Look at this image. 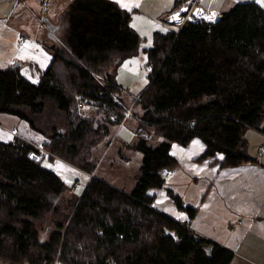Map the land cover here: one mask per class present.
<instances>
[{
  "label": "trees",
  "instance_id": "trees-1",
  "mask_svg": "<svg viewBox=\"0 0 264 264\" xmlns=\"http://www.w3.org/2000/svg\"><path fill=\"white\" fill-rule=\"evenodd\" d=\"M185 1L174 0L172 9ZM67 7L64 46L46 48L51 59L37 83L0 67V115L25 121L57 157L48 160L87 176L77 192L42 161L30 160L29 144L0 141V262L230 264L231 251L156 210L148 190L163 186L162 170L177 167L172 143L198 138L205 146L199 159L222 154V168L259 163L245 135L264 120V9L239 2L214 24L153 33L142 50L151 74L132 105L143 112L132 113L142 133L128 146L141 164L133 189L124 192L96 177L91 156L128 109L116 74L138 55L142 37L131 26L133 12L112 0H71ZM85 106L94 108L92 116ZM151 139L155 146L147 144Z\"/></svg>",
  "mask_w": 264,
  "mask_h": 264
},
{
  "label": "crops",
  "instance_id": "crops-1",
  "mask_svg": "<svg viewBox=\"0 0 264 264\" xmlns=\"http://www.w3.org/2000/svg\"><path fill=\"white\" fill-rule=\"evenodd\" d=\"M44 1L46 2V0ZM112 1L116 2V0ZM16 2L17 0H0V47L5 49L14 44L21 46V48L28 45L26 43L28 39L27 41L22 40L28 35L20 33L15 26L14 28H10V25H6L4 28L1 27L4 20L7 19L9 23V19L12 17L17 18L23 11L22 7L18 9ZM128 2L130 5L138 6L123 8L120 4H117L122 9L133 12L131 26L133 27L135 24L139 27V29L133 28L141 37L151 39L154 32L169 30L168 26L170 24L163 20L164 16L162 17L164 25H161L154 19L148 9L143 8L146 3L152 5L154 0H128ZM168 9L170 10L172 7ZM168 9L166 12L169 11ZM43 29L47 28L41 25L38 26V34L47 35L50 38L54 37L56 29L53 32L49 30L45 32ZM16 33L20 34L19 40L15 38ZM27 38L31 37L28 36ZM37 38L34 37L29 42L45 49L47 68L51 55L46 48L51 46L45 43L41 44ZM63 46V39L59 40L57 45H54L57 48ZM11 50L16 51L13 46L5 51L11 52ZM43 51L39 50L38 52L43 53ZM3 68L12 72L19 71L23 77H25L23 72L28 68L30 71L32 68L37 72L42 71L36 63L30 62L28 57H22L18 63H12ZM83 111L88 116H92L94 108L85 106ZM142 113L141 110L138 116ZM17 127L19 131L17 129L12 131L18 135L37 143L47 142L43 135L32 130L25 121L19 120ZM129 127L131 126H128L122 132V140L127 148L134 143V135ZM7 133L0 128V141L14 140L15 136L12 135L13 137H11ZM262 135L264 134L262 133ZM149 141L156 142V139ZM259 147H264V143H259L255 148L254 156L259 160V163L248 161L237 167L222 168L220 166L223 159L222 154L199 159L205 148L200 139H192L187 146L172 143L170 154L176 159L177 167L172 170L171 176L165 180L161 188H150L148 190V195L153 197L154 208L169 218L185 224L198 236L231 251L233 258L230 264H264V154L261 156L257 154ZM123 164L125 167L129 164L127 157H124ZM69 167L77 171L80 177L67 179L64 177V180L70 184H75L77 188L82 187L87 174L71 166ZM46 168L48 169V167ZM54 172L60 176V172L66 173L61 166ZM67 175L69 176V174ZM104 176H107L106 171L98 173L96 169V177L113 185ZM133 187L134 185H131L129 191L121 190L130 192ZM173 197L180 199L184 208L194 209L196 211L195 215L190 217L186 210H179ZM238 221H241V224H238Z\"/></svg>",
  "mask_w": 264,
  "mask_h": 264
},
{
  "label": "rangeland",
  "instance_id": "rangeland-1",
  "mask_svg": "<svg viewBox=\"0 0 264 264\" xmlns=\"http://www.w3.org/2000/svg\"><path fill=\"white\" fill-rule=\"evenodd\" d=\"M70 1L71 0H46V5H43V0H17L16 4H18V9L19 7H22L23 11L17 18L12 17L11 19H9V23L7 19L4 21H6V25H10V28H14L15 26L20 33L28 35L31 38H27V36L26 38L22 39L25 41H27L28 39V41L26 42L28 45L26 47L21 48V46H17V44H9L11 46L7 45L9 47L13 46L16 51L11 50V52H6L5 50L9 49V47L6 49L0 47V67H6L11 65L12 63H18L22 59V57H28L29 61L32 63H36L39 69H46L47 59L45 55V49H42V47L36 46L35 44L29 41H31L34 37H38L37 40H39L41 44L45 43L48 46L57 45L58 41L62 40L65 35V16L68 8L67 6ZM239 2H256L264 9V4L259 3L258 0H205L204 6L210 4L211 7L216 8L217 10H227L235 3ZM173 3L174 0H154L152 5L146 3L143 8L148 9L154 19L158 21L161 25H164L162 22V17L171 10H169L168 8L172 7ZM167 9L169 11L166 12ZM43 18L47 19L49 23L56 27L53 38H50L47 35L38 34V26L41 25L44 26V28H47L45 23L42 22ZM135 28L139 29L137 25H135ZM168 28L176 29V27L173 25L168 26ZM43 30L46 32V30L48 29ZM15 38L19 40L20 34L16 33ZM150 45L151 39H145L142 37L138 55L128 60H125L119 66L116 74V79L121 86L119 96L122 97L126 105H128V108H132V113L135 112L136 114L141 112V108H134L132 105L138 95L145 89L148 84L146 57L142 50L143 48L149 47ZM38 49L41 51L44 50L43 53L38 52ZM23 75L28 80L34 83H37L39 78V72H37L33 68L31 71L28 68L26 71L23 72ZM130 103L131 105L129 106ZM86 116H88L87 113ZM18 123L19 119L14 116H0V125L8 130H18ZM128 126H131L129 128L131 129V132L134 135L133 142L135 143L137 139L140 138V132L138 131L137 119L133 116L121 128H118V126L114 127L111 138H105L99 144H97L92 149L91 156L92 162L97 165L98 173L106 171L107 176H104V178L118 189H124L126 191H129L130 186L135 184L134 175L137 172L138 166L141 164V154L138 151L124 146L122 140V132ZM263 128L264 120L260 124V129H248L246 131L245 136L249 144L248 153L252 156L255 155L256 146L259 143H264V135H262L260 131ZM3 130L6 131L5 129ZM7 132L8 131H6V133ZM7 134L13 137L12 134H10L9 132ZM15 139L16 138H14V140ZM158 140L161 141L160 138H158ZM156 143L157 142L149 140L147 142V144L150 146H155ZM124 157H127L129 159V164L126 167L123 164ZM42 165L48 167V169L53 171H56V169H58V167L62 165V168L66 171L67 174H69L68 176L66 173L60 172L61 177L63 179L64 177L66 179L72 177H80L77 171L71 169L61 160L50 161L48 159H45L42 161ZM81 189L82 187L79 186V188H77V192L81 191ZM45 234L46 233H42L43 238L46 237ZM0 264L5 263L0 262Z\"/></svg>",
  "mask_w": 264,
  "mask_h": 264
},
{
  "label": "built area",
  "instance_id": "built-area-1",
  "mask_svg": "<svg viewBox=\"0 0 264 264\" xmlns=\"http://www.w3.org/2000/svg\"><path fill=\"white\" fill-rule=\"evenodd\" d=\"M41 1V0H39ZM209 1H216V0H209ZM205 0H186L184 3H182L180 6L170 10L168 13H166L163 17V20L170 25H175L177 28L182 27L186 23H197L202 22L205 24H214L218 21V19L221 16V11L217 10L216 8H213L210 6H204ZM43 5H46V2H42ZM183 9V11H181ZM178 15V18L173 19V17ZM6 21H4L1 25V27H5ZM147 69V79L149 78V75L151 74V65H146ZM132 118V108H128L124 112V116L121 120V122L118 125V128H121L124 126V124ZM0 128L5 129L10 134L14 135L15 138L21 139L23 142L29 144L32 149L28 152L27 157L34 161L39 162L43 161L45 159H48L50 156L57 158L54 154L46 150L43 144H39L37 142L28 140L17 133H15L12 130H8L0 125ZM138 131L140 134L142 133V130L138 128ZM257 154L259 156L264 154V147H259ZM172 170L170 169H164L161 171L162 177L166 180L171 176ZM90 177H94L93 174H90ZM181 223V222H180ZM238 224H241V221H238ZM188 228V226H186ZM189 229V228H188ZM55 264H58L55 262Z\"/></svg>",
  "mask_w": 264,
  "mask_h": 264
},
{
  "label": "snow or ice",
  "instance_id": "snow-or-ice-1",
  "mask_svg": "<svg viewBox=\"0 0 264 264\" xmlns=\"http://www.w3.org/2000/svg\"><path fill=\"white\" fill-rule=\"evenodd\" d=\"M259 3L264 4V0H258ZM116 3L120 4L121 7L123 8H129L130 6H138V5H130V3L128 2V0H116ZM181 11H183V9H181ZM178 13L173 17V19L178 18ZM133 27H135V25H133ZM194 143H198V142H194ZM62 167V165H61Z\"/></svg>",
  "mask_w": 264,
  "mask_h": 264
},
{
  "label": "water",
  "instance_id": "water-1",
  "mask_svg": "<svg viewBox=\"0 0 264 264\" xmlns=\"http://www.w3.org/2000/svg\"><path fill=\"white\" fill-rule=\"evenodd\" d=\"M42 22L45 23L47 29H48L50 32H53V31L56 29V27H55L54 25H52L51 23H49L47 19L43 18V19H42ZM210 249H211L210 246H206V247H204L205 253H206V255H207L208 257L210 256V255H209Z\"/></svg>",
  "mask_w": 264,
  "mask_h": 264
}]
</instances>
